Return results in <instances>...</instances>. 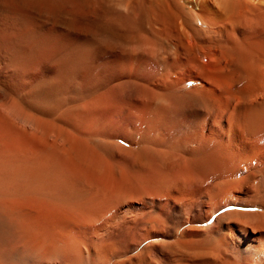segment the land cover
I'll return each mask as SVG.
<instances>
[{"label": "bare ground", "instance_id": "6f19581e", "mask_svg": "<svg viewBox=\"0 0 264 264\" xmlns=\"http://www.w3.org/2000/svg\"><path fill=\"white\" fill-rule=\"evenodd\" d=\"M79 1L0 0V264H264V0Z\"/></svg>", "mask_w": 264, "mask_h": 264}, {"label": "rangeland", "instance_id": "374dc122", "mask_svg": "<svg viewBox=\"0 0 264 264\" xmlns=\"http://www.w3.org/2000/svg\"><path fill=\"white\" fill-rule=\"evenodd\" d=\"M11 1H13V0H6V2L8 3V2H10L9 4H8V6L9 5H11ZM32 1V0H31ZM33 1H36V0H33ZM37 1H41V0H37ZM77 1H79V0H77ZM80 3H84V0L82 1V0H80L79 1ZM41 10H39V13H38V11H37V13H38V15L36 14V10L34 11V13L32 12L31 13V15L28 17V19H29V22H31L32 23V25H35V26H42V23H43V25H46V26H49V27H47V28H51L52 26H54L55 25V22H56V20H57V18H56V14L54 13V12H51L52 10H46V12H44L45 10H42V8H40ZM80 10H78V8H75L74 10H75V12H76V14H78V13H80L79 11H81V8H79ZM78 10V11H77ZM43 12V13H42ZM48 12H49V15H48ZM82 12V11H81ZM47 13V14H46ZM51 13H53V18H52V16L50 15ZM34 14V15H33ZM44 14L45 15H47L46 17L44 16ZM38 17H37V16ZM40 15V16H39ZM43 16H44V18H43ZM48 16H49V18H48ZM42 17V18H41ZM35 18V19H34ZM41 18V19H40ZM45 18H47L46 20H44ZM55 20L54 22L53 21H50V20ZM49 20V21H48ZM42 21V22H41ZM45 21H48V24H47V22L45 23ZM50 22H52L51 23V25H49L50 24ZM40 24V25H39ZM54 24V25H53Z\"/></svg>", "mask_w": 264, "mask_h": 264}]
</instances>
